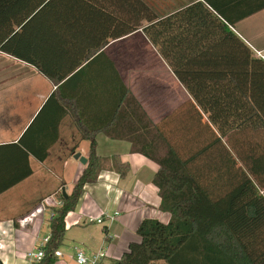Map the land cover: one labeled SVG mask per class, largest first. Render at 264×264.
Returning a JSON list of instances; mask_svg holds the SVG:
<instances>
[{"label":"crops","instance_id":"obj_1","mask_svg":"<svg viewBox=\"0 0 264 264\" xmlns=\"http://www.w3.org/2000/svg\"><path fill=\"white\" fill-rule=\"evenodd\" d=\"M14 1L23 8L13 15L29 23L17 28L22 31L12 43L20 55L0 48V264H31L24 254L48 236L60 204L57 188L47 191L42 182L56 173L61 192L67 175L76 183L88 164L90 140L80 139L83 131L98 130V155H119L130 170L125 178L102 170L85 185L66 216L70 257L60 248L55 264H78L75 252L91 258L101 250L98 264H115L140 240L142 220H170L154 184L158 164L133 152L128 138L141 133L137 102L190 160L219 211L229 208L243 182L240 155L252 162L263 154L258 167H264V0ZM197 3L215 6L227 27L214 22L212 34L185 48L181 83L142 28L125 30L138 19L145 24V5L164 16ZM35 4L41 8L29 17ZM201 28L200 35L206 33ZM54 124L58 139L46 159H38L30 148L42 153L55 138ZM77 152L86 164L74 158ZM259 178L263 182L264 174ZM259 193L264 196V187ZM115 212L111 222L91 221ZM251 256L264 259V235Z\"/></svg>","mask_w":264,"mask_h":264},{"label":"trees","instance_id":"obj_2","mask_svg":"<svg viewBox=\"0 0 264 264\" xmlns=\"http://www.w3.org/2000/svg\"><path fill=\"white\" fill-rule=\"evenodd\" d=\"M21 8L22 4L14 0H0V48L15 55L20 54L13 48L12 43L29 23L13 15L18 10L21 11ZM40 8L39 4H35L26 15L29 14L30 17ZM215 11V6L197 3L162 16L151 14L152 9L145 5V24L139 19L129 23L125 33L142 28L171 64L181 83H184L182 62L185 48L191 46V41L198 42L212 34L214 22L218 21L221 28L227 27L219 20ZM19 27L21 31L17 30ZM200 27L206 33L200 35ZM54 94L50 96L51 99ZM137 104V108L142 109L141 133L137 137L128 138L133 152L142 153L158 164L154 184L161 197V209L168 211L171 218L167 223L151 218L142 220L137 228L140 240L131 242L128 250L115 264H264V259L251 256L255 243L264 235V196L259 193V189L264 187V181L259 178L264 174V167H258L263 154L256 159L251 158L252 162H249L251 155L245 158L240 155L245 167V171L241 170L242 176L244 175L243 182L231 197L229 208L219 211L198 181L195 172L189 168L190 160L180 155L159 125L151 121L141 104ZM128 105L132 110L130 100ZM211 118L214 121V116ZM32 125L34 122L30 127ZM57 125L54 124L53 127L57 129ZM56 131L55 138L45 145L42 153L30 148L38 159H46L49 147L58 139V129ZM97 131H83L80 134V139L90 140L88 164L71 193L67 197L62 193L60 204L53 207V216L49 219V240L42 248L44 256L31 264L56 263L58 257L55 252L63 245L67 229L66 216L76 208L86 184L95 183L102 170L113 169L122 178L130 170L129 163L124 162L119 155H98L95 139ZM107 135L119 137L111 132H107ZM221 135L228 136L226 132ZM32 172L30 169L24 176L27 177Z\"/></svg>","mask_w":264,"mask_h":264},{"label":"built area","instance_id":"obj_3","mask_svg":"<svg viewBox=\"0 0 264 264\" xmlns=\"http://www.w3.org/2000/svg\"><path fill=\"white\" fill-rule=\"evenodd\" d=\"M117 214L118 212H115L114 214L105 213L99 218H92L91 221H95L100 224L105 222H111L114 220ZM51 216H53V213ZM48 240H49V236H46L42 244L39 247H37V249H35L34 251H30L24 254V258L29 262L40 260L44 256V251L42 248ZM55 255L59 257L62 256V253L61 251L57 250L55 252ZM104 256H105L104 250L95 253L91 258H88L82 251H77L76 260L78 264H98Z\"/></svg>","mask_w":264,"mask_h":264},{"label":"rangeland","instance_id":"obj_4","mask_svg":"<svg viewBox=\"0 0 264 264\" xmlns=\"http://www.w3.org/2000/svg\"><path fill=\"white\" fill-rule=\"evenodd\" d=\"M63 181H65V183H67V186H68V188H67V194H69V192L72 190V188H73V179L71 178V177H69L68 175L65 177V180H63ZM61 184V180H59V176L56 174V173H53L51 176H49V179H48V181L46 182H42V186L45 188V190H47V191H50V190H52V189H55V188H57L56 189V195H57V198H58V200L60 201V197H61V194L63 193V192H61L60 190H59V185ZM59 205V204H58ZM57 205V206H58ZM50 213V212H49ZM49 229V225H47L46 226V230H48ZM74 231H71L70 233H69V235H70V238L72 237V233H73ZM69 237V236H68ZM72 244H73V242L72 241H64V243H63V245L60 247L61 248V250L64 252V254H65V259H67V258H69L70 256H69V251H70V248H71V246H72ZM77 251V250H76ZM75 257H76V252H75Z\"/></svg>","mask_w":264,"mask_h":264},{"label":"water","instance_id":"obj_5","mask_svg":"<svg viewBox=\"0 0 264 264\" xmlns=\"http://www.w3.org/2000/svg\"><path fill=\"white\" fill-rule=\"evenodd\" d=\"M74 158H75V159H79L80 162H82L83 164H86V163H87V158L84 157V156H81V154H80L79 152H77V153L74 154ZM62 191H63V195H64L65 197H67L68 194H67L65 188H64Z\"/></svg>","mask_w":264,"mask_h":264}]
</instances>
